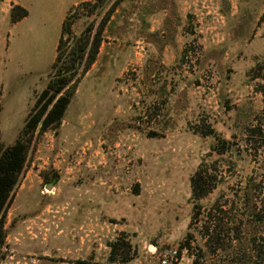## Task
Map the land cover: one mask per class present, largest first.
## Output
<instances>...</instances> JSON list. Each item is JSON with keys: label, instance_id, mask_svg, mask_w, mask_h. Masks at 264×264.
<instances>
[{"label": "rangeland", "instance_id": "374dc122", "mask_svg": "<svg viewBox=\"0 0 264 264\" xmlns=\"http://www.w3.org/2000/svg\"><path fill=\"white\" fill-rule=\"evenodd\" d=\"M95 1L0 0L2 146L54 77L58 45L63 66L73 41L87 42L64 74L75 87L60 123L28 136L0 264H157L166 248L177 264H250L264 250V0L240 5L227 40L204 55L213 34L190 21L184 61L201 68L188 73L158 67V56L138 60L134 39L150 24H136L134 0ZM197 170L210 189L199 202L189 184ZM90 210L106 224L92 262L82 243ZM205 226L219 233L214 251ZM108 243L125 249L124 263L110 260Z\"/></svg>", "mask_w": 264, "mask_h": 264}, {"label": "crops", "instance_id": "0c3cea01", "mask_svg": "<svg viewBox=\"0 0 264 264\" xmlns=\"http://www.w3.org/2000/svg\"><path fill=\"white\" fill-rule=\"evenodd\" d=\"M245 1L134 0L132 4L136 24L140 25L146 22L150 24L146 30L147 36H139L134 39L133 48L138 49L136 53L139 56L138 60L144 61L145 58L158 56L162 59L157 66L168 68L171 73H188L195 69L199 70L200 65H188L184 61L186 55L194 52L193 47L188 45L192 42L193 35L189 36L184 33V28L188 27L191 21L199 24L197 29L205 31L207 35L213 34V37L210 36L211 42L208 39L207 47L201 51V55H204L206 50L220 47L227 40L230 27L237 26L238 7L244 6ZM153 37L157 38L158 47L154 45ZM91 197L92 195L88 199L89 202H92ZM100 200L101 202L105 201L102 194ZM88 214V221L85 224V239L82 240V243H84L85 258L92 262L94 251L101 244L99 236L106 229V224L103 220L94 218L96 214L93 210H90ZM93 218L97 220H93ZM106 248H109L108 245L105 246Z\"/></svg>", "mask_w": 264, "mask_h": 264}, {"label": "trees", "instance_id": "16d2710c", "mask_svg": "<svg viewBox=\"0 0 264 264\" xmlns=\"http://www.w3.org/2000/svg\"><path fill=\"white\" fill-rule=\"evenodd\" d=\"M104 1L105 0H96L95 3H93V6L98 7ZM68 16L62 21L61 30L63 33L69 32ZM24 17H26V12L22 10L21 16L15 18L12 22H17ZM99 33L100 30L98 31V36ZM99 42V37H96L94 39V43L87 51L88 65L94 61ZM71 45V58L69 57L70 60L63 63L67 65L63 66H58L62 58L61 54L59 53L60 47L58 45V54L56 55V60L52 65L54 77L48 82L46 88L37 97L17 139L12 145L6 147L0 144V250L2 249L5 238V233L3 231L4 214L14 197V189L18 184L19 178L24 168L25 156L30 140V137L28 136L36 129L38 125L42 130L47 129L50 126L58 125L65 113L67 106L70 103L75 85L74 83L71 84L72 76H67L64 74L65 72H71L74 70L76 67V62L83 58L84 54L86 53L87 42L78 40L73 41ZM63 70L65 71L63 72ZM207 182L208 179L205 173L200 170H197L190 177L189 184L191 190V201L199 202L210 192V189H206ZM259 192L263 194L264 189L259 188ZM203 238H206V247L212 248L213 251L217 248L218 240H221L216 228L208 226L204 227ZM108 247L110 248V260H114L115 257L113 256L116 254V258L121 257V262H125V254L123 253L125 249H122V252L118 253L119 248L115 243H108ZM254 251L256 260L251 261L250 264H264L263 248H257L256 250L254 249ZM258 259L260 261H258Z\"/></svg>", "mask_w": 264, "mask_h": 264}, {"label": "built area", "instance_id": "2783aa9c", "mask_svg": "<svg viewBox=\"0 0 264 264\" xmlns=\"http://www.w3.org/2000/svg\"><path fill=\"white\" fill-rule=\"evenodd\" d=\"M188 58V57H187ZM157 264H177L178 250L174 248L162 249L157 253Z\"/></svg>", "mask_w": 264, "mask_h": 264}, {"label": "water", "instance_id": "95a60500", "mask_svg": "<svg viewBox=\"0 0 264 264\" xmlns=\"http://www.w3.org/2000/svg\"><path fill=\"white\" fill-rule=\"evenodd\" d=\"M64 36H67V34H64Z\"/></svg>", "mask_w": 264, "mask_h": 264}]
</instances>
